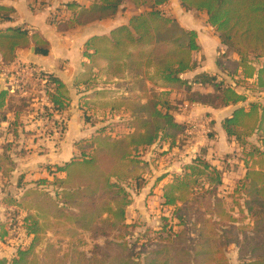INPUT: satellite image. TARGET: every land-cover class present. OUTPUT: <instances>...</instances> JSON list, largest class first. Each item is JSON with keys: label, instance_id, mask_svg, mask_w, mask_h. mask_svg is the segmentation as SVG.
<instances>
[{"label": "trees", "instance_id": "trees-1", "mask_svg": "<svg viewBox=\"0 0 264 264\" xmlns=\"http://www.w3.org/2000/svg\"><path fill=\"white\" fill-rule=\"evenodd\" d=\"M124 1L143 10L109 35H95L85 42L84 56L89 62L84 63L85 71L74 88L80 86L83 91L94 88V80L109 62L128 66L136 75L153 68V74L165 87L186 89L190 102L213 108L237 106L223 120L222 127L228 138L236 140L244 150L246 173L235 190L244 198V203L239 204V213L251 216L254 235L247 236L245 216L240 219L231 213L225 206V199L219 195L226 169L212 164L200 153L164 186L162 206L170 216L162 215L161 228L152 240L154 248L144 251V257L141 252L132 251L124 236L128 228L136 226L127 221L130 200L126 188L143 187L142 153L146 148L157 141H167L174 146L185 130V125L175 119L170 91H156L145 85L146 101L131 107L128 132L118 136L104 133V147H95L93 142L100 137H93L91 153H85L82 159L54 164V170L49 166L53 180L42 179L33 191L38 202L36 211L45 218L51 216L56 222L54 225L66 220L63 226L67 229L63 233L72 239L83 232H90L92 237L120 233L107 239L104 246L97 244L98 251L90 257L84 253L77 255L76 250L60 255L61 250L51 241L40 254L36 249L42 243V229L46 227L40 223L39 215L26 211L22 224L32 239L13 257L0 258V264H233L228 256L230 245L238 247L237 264H264V101L250 100L247 93L237 89L240 83L251 81L256 92L264 94V0H180L186 9L206 12L208 23L225 46L221 52L223 61L219 60L218 65L233 80L226 82L219 74L202 72L192 83L181 75L194 67L192 53L200 49L197 32L182 27L162 10V5L169 0H93L90 6L68 1L63 9L70 15L64 17L57 10L51 17L52 23L59 31H67L111 18ZM15 13L13 7L0 4V25L12 22ZM32 45L35 54L48 55L50 43L39 33L31 34L24 25L0 26L3 63L13 62L17 50L29 49ZM234 54L237 58H232ZM40 73L50 76L45 87L53 108L59 112L67 109L71 100L67 85L51 73L43 70ZM192 84L211 86L212 91H193ZM14 94L20 96V105L12 103L15 98L10 94V87H4L0 81V121H6L5 107L9 103L8 108L14 113L9 132L18 140L19 129L24 127L21 116L31 97L21 96L18 87ZM254 135H257L256 142L251 140ZM13 143L3 144L0 153L2 176L11 177L14 171ZM6 165L11 167L6 168ZM79 170L86 173L83 175ZM23 178L21 174L16 187L25 188ZM45 184L54 186V194L44 189ZM27 190L21 199L28 196ZM4 202L7 207L19 208L22 201L14 197L9 202L4 198ZM13 217L11 222L0 224V240L12 241L10 228L17 222L16 216ZM145 237L146 233L138 240Z\"/></svg>", "mask_w": 264, "mask_h": 264}, {"label": "rangeland", "instance_id": "rangeland-1", "mask_svg": "<svg viewBox=\"0 0 264 264\" xmlns=\"http://www.w3.org/2000/svg\"><path fill=\"white\" fill-rule=\"evenodd\" d=\"M61 14L64 17H68L70 12L65 10V12ZM221 59L223 61L222 53L219 55V60ZM128 70H130L128 66L109 63L108 68L105 69L103 73L104 79L100 77L101 75H98L93 82L94 88L85 91L88 93L85 94L80 86L75 88L77 95H79L78 108L80 109L81 113V122H84L85 125L91 126L92 128H89L92 132L91 136L88 138L76 139V141L74 140L71 145L66 147H64V139L66 138L67 123L69 120L68 109L71 106L72 98L67 109L63 110L62 112H59L55 109V111L49 112L44 108V105L39 103L37 100H33L35 98L38 99L40 96V90L43 91L45 89L46 91V87H44L42 84L32 85V87H30L32 88V91H29L32 92V94L26 95L31 97V100L29 105H27V109L24 108V113L33 112V116L34 118L38 119L39 125H30L28 130L23 132L21 139H26V141L22 147H18L20 144L12 147V159L14 160L15 154H23V150L19 151V148L24 149L26 153L25 155H28L30 150L33 151L36 149L37 152H42L43 154L45 152L59 155L62 154V157L59 156L58 159L53 161H57L56 164H63L73 158L82 159L85 153H91L93 147L90 145V142H93L92 139L95 136L100 137V139L93 142L94 146L104 147V140L102 138L104 133L118 136L128 132L130 130L128 125H130L131 121V107L136 104L145 103L146 101L143 89L145 84L141 81L149 79L151 86L147 87L154 88L156 91H160L162 90V87H165L163 81L153 74V68L144 69L140 75H136V73L133 71L135 76H132L131 71ZM224 75L226 82H233L232 78L228 77L225 72ZM116 78H119V80ZM121 78L123 80H120ZM237 89L242 93H247L251 100L260 99L264 101V94L256 92L255 86L251 81L240 83V86ZM19 93H21V91H19ZM19 97H16L17 100L14 101V104L20 105L22 103L21 98ZM187 98L188 95L184 97V92L181 96L174 94L173 97H171L175 108L174 113H183L185 112V109H189V106L187 108L186 104H184V99L186 100ZM32 103H36V105L32 106ZM183 124L185 125V130L182 135H180L174 146H170L167 141H157L152 146L146 148L142 153V159L144 161V171L142 172L141 176V179L143 180V187L141 189H136L133 186L126 188L129 194L127 197L129 196L130 200V204L126 209L127 221L136 226H133V228H128V230L125 229L126 232L124 233V236L130 242L132 251L135 253L141 252L143 254L142 257L145 255L144 251L154 248V242L152 240L156 237L155 232L161 228L162 215L166 214L170 216L169 211H167L166 208L162 206V202L164 201V198L162 199L164 186L167 184V182L169 183L172 181L174 174L181 173L183 165L189 163L197 154L200 153L210 156V161L218 160V164L226 169L224 183L219 190L220 196L225 199V206L229 211H231V213L240 219L245 216L244 224L248 225L246 232L247 236L252 237L254 235L251 229L253 221L251 216H249V214L246 212L243 214V216L239 213L238 207L240 203H244V198L242 197V194L236 192L235 190L238 185V181L242 179L246 170V165L243 162V148L237 142L231 148H228L227 145L224 146L225 144L223 143L217 146L215 144L217 141V132L214 130L216 125H214L213 120H210V140H206L204 146L199 148L197 152L194 153L192 150L186 152L188 149H184L187 146L191 144L193 145L198 141H202V137L191 131L194 128L197 130L195 127L196 125H193L191 122L187 121H184ZM34 137L37 143L34 142ZM39 139L41 142H39ZM254 139H257V135ZM211 140L214 141L213 146L210 144ZM226 142L230 143L231 140ZM208 147L210 148V154H208ZM183 150L185 153L181 156L180 153ZM185 156H188L189 160L182 161ZM27 157L28 156H25V160L22 159L20 162L21 167H23V169L26 171L23 173L24 178L22 181L27 179V181H24V189H29L27 190L29 191L27 197L21 199V194L15 197L17 192V181L21 175L18 172V162L14 161L12 166L15 172L17 170V178L12 179V176L10 177L8 174L4 176L0 174V182L3 184V189H6L4 198L7 200V202H9V199L14 197L17 198L18 201H22L19 208L9 206L6 207L5 210V221L11 222L14 218L13 216H16V224L18 225L15 229V232L11 231L12 227L10 228V233L13 236L11 239L12 241L9 242L8 238L7 240H0V246L2 247H0V249L3 251V253L8 254V258L13 257L19 248L26 247V245H28L32 239V236L25 232V228L22 224L26 211H32L33 214L39 215L40 223L42 226L46 227V229H42V243L38 245L36 249L40 254L43 252L42 250L47 245V242L51 241L55 245V248L61 250L60 255L70 254L73 250H76V254L84 253L90 257L93 252L98 251L95 248L97 244L104 246L107 239H112L113 235L120 233L115 232L107 236L100 235L97 237H92L90 232H83L81 235H75V237L72 239L70 238V235L63 233V231L67 229L63 226V224L66 223V220H59L60 224L58 222L59 225H54L56 222H54V219L50 218L51 216L45 218L43 215L38 213L36 211V205H38L37 197L33 191H35L34 189L36 187L38 188L40 186L38 183L42 179L47 178L51 181L53 180L54 175L50 174L48 167L50 166L52 170L55 168L54 163L49 164L41 162V164H39L40 162H35L31 158ZM64 159H66V161ZM179 161H181V163H179ZM171 166L173 169H170ZM178 166L181 168L180 171L176 170V167ZM5 167L9 168L11 166L6 165ZM79 171H81L83 175L86 173L83 170ZM27 175L29 176L27 177ZM57 175L64 176L65 173H58ZM45 185L46 188L44 189H47V191H51L54 194V186L50 184ZM145 233L146 237L138 240L141 236H144ZM228 256L233 264H237L238 247L235 245H230L228 248Z\"/></svg>", "mask_w": 264, "mask_h": 264}, {"label": "crops", "instance_id": "crops-1", "mask_svg": "<svg viewBox=\"0 0 264 264\" xmlns=\"http://www.w3.org/2000/svg\"><path fill=\"white\" fill-rule=\"evenodd\" d=\"M68 1H77L78 3L85 6H90L93 3V0H0V4L13 7L16 10V13L14 15V20L10 23L1 24L0 25L1 27H6L9 25H24L25 28L30 30L31 34L39 33L50 43V50L48 55L46 56L35 54L31 50V48L34 46L32 45L29 49L17 50V56L15 60L7 64L12 67H15L17 63H30L40 70L53 74L67 85L68 89L70 90L72 103L68 109L69 120L67 123L66 138L64 139V147L71 145L74 142V140L76 141V139L88 138L89 136H91V132H92L91 129L89 128L91 126L85 125L84 122L83 123L81 122L80 119L81 113H80V109L78 108L79 95H77L76 93L77 91L74 88V84L76 80L85 71L84 63L89 62L88 59L84 56L85 42L90 37L95 35H109L114 28L123 24H128L132 15L139 13L143 10V9H137L134 6V4L131 3L130 1H124L120 6L119 10L117 11V13L111 18L97 20L88 23L86 25H80L76 28L67 31H59L56 25L52 23L51 17L52 14L55 13L57 10H59L58 11L59 15H62L61 13L65 12V10L63 9V5L66 4V2ZM161 8L167 15L175 18L182 27L186 29H192L197 32V42L200 45V49L192 53L194 67L182 73L181 77L189 80V83H192L195 76L202 72H209L210 74H219L224 77L225 76L224 72L222 70V67L218 65V61H219V55L221 52L224 51L225 46L222 44L214 28L208 23L207 21L208 17L206 12L186 9L181 4L180 0H169L164 5H162ZM232 58H237V55L235 54L232 55ZM1 60H2V55L0 53V61ZM108 66H109V62L107 63L106 69L108 68ZM128 71H131L132 76H135L133 70H128ZM103 73L104 71L101 72L100 74L101 76L100 75L99 76L104 79ZM116 79L119 80V78ZM120 80L123 79L121 78ZM0 81L4 87H7L6 86L7 82L5 78L0 76ZM141 82H143L146 86H151V82L149 79L142 80ZM192 90L206 93L212 91V87L192 84ZM160 91H170L171 92L170 99L171 97H173L174 94L181 96L184 92V97L187 95L186 89L171 90L170 88L162 87V90ZM84 93L86 94L88 92L84 91ZM10 94L15 99L16 97L17 98L19 97V95L14 94V92L10 91ZM28 94H32V92H28L25 95ZM20 95L22 96L24 94L20 93ZM15 99L14 101L17 100ZM171 102L173 104L172 99ZM184 104H186L187 108L189 106V109L187 110L185 109V112L183 113H179V112L174 113L177 122L181 124H183L184 121L192 123L200 116L207 115L211 121L212 120L214 121V125H216L214 130L217 132L216 137L218 142L216 141L217 143L215 142V144L219 146V144L221 145V143H223L225 144L224 146L227 145L228 148H231L232 146L235 145L237 141L228 138L226 132L222 127V123L226 117H229L232 114L233 110L237 106L213 108L211 106L203 105L198 102H190L188 98L186 100L184 99ZM9 105L10 104L7 103V106L5 107V110L7 111L6 121H0V153L3 152V144L7 142L14 141V145L20 144V146L18 147H22V145L26 141V139L25 140L23 138L21 139V136L23 135V131L28 130L30 125H39L38 123L39 121L38 119L34 118L33 112L24 113L23 116H21V120L24 127H21L19 129L20 136L18 140H15L14 137L9 132V124L14 117V113L8 108ZM33 105H36V103H32V106ZM255 136L256 135L252 136L251 140H254L256 142L257 139H254ZM209 137L210 136L202 137V141H198L193 145L191 144L187 146L184 150L188 149L186 152H188L189 150H192V152L194 153L197 152L199 148H202L204 146L206 140H210ZM33 140L34 142L37 143L35 137ZM213 140H211L210 143L212 144V146L214 145L213 142L215 141ZM230 140H231L230 143L226 142ZM39 142H41L40 139ZM22 150H23L22 152L23 154L14 155L15 156L14 161L19 163L18 164L19 174H23L26 172L23 169V167H21V163H20L22 159L25 160L24 159L25 156H28L27 158H31L35 162L36 161L40 162L39 164H41V162L56 164L57 161H53V160L58 159L59 156L62 157V154L59 155V154H55V153L53 154L47 152L43 154L42 152H37L36 149L33 151L30 150L29 154L25 155L26 153L24 149L19 148V151ZM184 150L180 153L181 156L185 153ZM208 154H210L209 147H208ZM205 156L207 157V159L210 158V156L207 155ZM64 160L66 161V159ZM187 160H189L188 156H185L184 159H182V161H187ZM210 162L216 165L217 167L222 168L218 164V160H211ZM179 163H181V161H179ZM170 169H173V167L171 166ZM176 170L180 171L181 168L178 166L176 167ZM11 176L12 179L17 178L16 177L17 170L16 172L14 170ZM28 176L29 175H27V177ZM24 181H27V179H24ZM223 183H224V179H223ZM16 189L17 192L15 197H17L20 194L23 195L25 190L24 188L16 187ZM5 190L3 189L2 182H0V224L6 220L5 210L7 205L4 202ZM2 257L8 258V254L3 253V251L0 249V258Z\"/></svg>", "mask_w": 264, "mask_h": 264}, {"label": "built area", "instance_id": "built-area-1", "mask_svg": "<svg viewBox=\"0 0 264 264\" xmlns=\"http://www.w3.org/2000/svg\"><path fill=\"white\" fill-rule=\"evenodd\" d=\"M39 72V74L37 73ZM0 76L6 79V86L10 87V91L14 92L16 87L19 88L21 93L24 95L27 94L29 91H32L30 87L34 84H42L44 87L50 81V76L45 74L44 76L41 75L40 70L36 69L33 65L28 63H17L15 67H12L8 64L3 63L0 61ZM38 99L35 98L33 100H37L39 103L44 105V108L47 107L49 112L55 111L53 108V104L49 100V96L47 90L45 89L42 91L40 90ZM41 110V109H40ZM210 119L207 115H202L196 120H194L191 124L196 125L191 130L192 132L198 134L200 137H208L209 133L211 132ZM18 225H14L11 228V231L15 232V229Z\"/></svg>", "mask_w": 264, "mask_h": 264}, {"label": "water", "instance_id": "water-1", "mask_svg": "<svg viewBox=\"0 0 264 264\" xmlns=\"http://www.w3.org/2000/svg\"><path fill=\"white\" fill-rule=\"evenodd\" d=\"M31 50L34 52V46L31 48Z\"/></svg>", "mask_w": 264, "mask_h": 264}]
</instances>
